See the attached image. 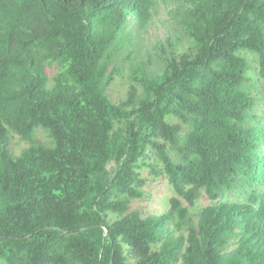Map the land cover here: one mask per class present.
I'll list each match as a JSON object with an SVG mask.
<instances>
[{
  "label": "trees",
  "instance_id": "obj_1",
  "mask_svg": "<svg viewBox=\"0 0 264 264\" xmlns=\"http://www.w3.org/2000/svg\"><path fill=\"white\" fill-rule=\"evenodd\" d=\"M158 3L0 0V264H264V0Z\"/></svg>",
  "mask_w": 264,
  "mask_h": 264
},
{
  "label": "rangeland",
  "instance_id": "obj_2",
  "mask_svg": "<svg viewBox=\"0 0 264 264\" xmlns=\"http://www.w3.org/2000/svg\"><path fill=\"white\" fill-rule=\"evenodd\" d=\"M169 0H159L156 8V19L153 26H151L150 34L155 37L156 33H159L161 37L165 35L166 27L169 26V20L167 16V10L169 7ZM166 23V24H164ZM243 56L246 58L249 71L247 72L248 78L251 80V83L255 84L258 91L261 93V96L264 99V82L258 76V66L256 63V58L254 55L243 52ZM127 89V80L124 78L115 79L111 85L108 87L107 94L114 103L120 102L125 97V92ZM257 111L259 113H264V102H259ZM37 142L46 144L48 139L42 131H38L35 135ZM28 147V143L20 140V138L14 134H11L9 149L11 153L15 156H18L22 150ZM147 170H143L142 177L147 178L148 182L146 184V189L148 190L149 198L145 202L148 205V208H160L164 207L166 199L172 195L171 188L167 185L164 179L159 178V180H152L148 177ZM228 198V197H227ZM229 198H232L229 196ZM206 200H199L197 206H203L207 204ZM140 204H143L141 202Z\"/></svg>",
  "mask_w": 264,
  "mask_h": 264
}]
</instances>
